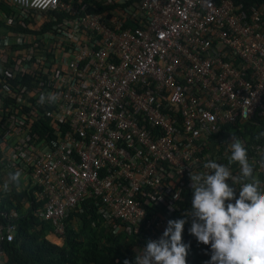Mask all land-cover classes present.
Returning <instances> with one entry per match:
<instances>
[{
  "label": "built area",
  "instance_id": "2783aa9c",
  "mask_svg": "<svg viewBox=\"0 0 264 264\" xmlns=\"http://www.w3.org/2000/svg\"><path fill=\"white\" fill-rule=\"evenodd\" d=\"M5 4V24L26 32L0 36V178L21 173L25 210L54 237L93 210L145 248L185 214L190 173L228 164L233 136L264 188V1ZM13 218L0 211V264Z\"/></svg>",
  "mask_w": 264,
  "mask_h": 264
},
{
  "label": "clouds",
  "instance_id": "9594fccd",
  "mask_svg": "<svg viewBox=\"0 0 264 264\" xmlns=\"http://www.w3.org/2000/svg\"><path fill=\"white\" fill-rule=\"evenodd\" d=\"M57 100L56 94H41L38 103L43 106L46 103L54 104ZM227 147L230 150L227 165L209 159L203 164L208 171L190 173L193 190L191 209L185 212L184 219L169 220L158 240H149L145 248L138 249L134 264H187L190 245L182 242V233L189 220L190 234L199 244L210 246L211 256L206 264H264V188L254 176V167L249 162L244 142L233 136ZM234 163L239 165V176L233 175L230 169ZM260 166L264 167V158ZM8 178L11 184L4 183L8 180L6 177L0 178V200L14 195L13 186L15 193H27L26 190L18 191L19 171L14 174L10 172ZM233 200L234 203L231 202ZM25 204L26 201L24 210ZM14 212L7 214L9 216ZM72 219L66 222V226L76 230L79 218L75 222ZM50 236L59 243L52 245L60 246L63 238Z\"/></svg>",
  "mask_w": 264,
  "mask_h": 264
},
{
  "label": "trees",
  "instance_id": "16d2710c",
  "mask_svg": "<svg viewBox=\"0 0 264 264\" xmlns=\"http://www.w3.org/2000/svg\"><path fill=\"white\" fill-rule=\"evenodd\" d=\"M246 3L261 2L264 0H236ZM0 12L11 15V8L0 1ZM48 25L44 29H47ZM12 31L25 33L26 31L16 24L8 27L0 17V36ZM2 40L0 38V45ZM14 48L15 45L13 46ZM261 131V130H260ZM4 183L11 182L8 180ZM191 190L186 189L187 202L181 204L183 211H189L192 206ZM10 198L0 200V210L16 211L17 218H13L16 225L15 239L11 244H5V264H134L137 254V242L126 234H113L112 230L103 228L99 217L93 210H87L78 216L76 230L68 225L65 227L64 236L60 246L52 245L48 237L52 234V226L40 222L34 216L36 206L24 210L25 201H32L31 193H15ZM185 196V195H184ZM70 214L66 222L74 218ZM184 214H176L173 220L184 219ZM191 221L186 223L182 233V242L190 245L186 257L187 264H206L210 260V246L199 244L189 232ZM207 253V254H206Z\"/></svg>",
  "mask_w": 264,
  "mask_h": 264
},
{
  "label": "crops",
  "instance_id": "0c3cea01",
  "mask_svg": "<svg viewBox=\"0 0 264 264\" xmlns=\"http://www.w3.org/2000/svg\"><path fill=\"white\" fill-rule=\"evenodd\" d=\"M0 1H1V0H0ZM2 3H5V0H2ZM0 17L4 19V14H3V12H0ZM48 240H49L50 242H52V240H53V241H56L52 236H49V237H48ZM52 243H53V242H52Z\"/></svg>",
  "mask_w": 264,
  "mask_h": 264
},
{
  "label": "rangeland",
  "instance_id": "374dc122",
  "mask_svg": "<svg viewBox=\"0 0 264 264\" xmlns=\"http://www.w3.org/2000/svg\"><path fill=\"white\" fill-rule=\"evenodd\" d=\"M52 242H53L52 244H55V243H56V245H59V243H58V242H56V241H53V240H52Z\"/></svg>",
  "mask_w": 264,
  "mask_h": 264
}]
</instances>
